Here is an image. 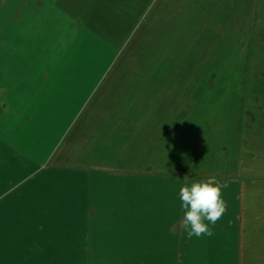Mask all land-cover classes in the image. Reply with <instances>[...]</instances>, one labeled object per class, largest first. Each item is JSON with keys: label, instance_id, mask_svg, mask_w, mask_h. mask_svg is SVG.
<instances>
[{"label": "crops", "instance_id": "1", "mask_svg": "<svg viewBox=\"0 0 264 264\" xmlns=\"http://www.w3.org/2000/svg\"><path fill=\"white\" fill-rule=\"evenodd\" d=\"M43 3L30 20L49 6V43L32 28L5 46L17 58L0 77V264H264V125L221 122L258 82L178 75L261 67L246 60L264 53V0ZM126 49L144 73L110 76ZM216 90L208 142L185 121ZM211 154L204 172L185 165ZM197 181L219 183L227 205L211 236L182 223L179 190Z\"/></svg>", "mask_w": 264, "mask_h": 264}, {"label": "rangeland", "instance_id": "2", "mask_svg": "<svg viewBox=\"0 0 264 264\" xmlns=\"http://www.w3.org/2000/svg\"><path fill=\"white\" fill-rule=\"evenodd\" d=\"M21 1L22 0H0V67L1 64H4V70L1 71L0 73V77H2L3 73L6 72V66L7 65H14L15 61H16V56L15 54H8L6 53V49L5 46L10 47V46H14L17 44H22L24 43V39L23 36H29L30 39H32V35L31 34V30L32 28L41 34L42 36H39L38 39V43L42 44V45H46L49 43V38L47 35V22L46 20H49V18L51 17L48 14V5H43V6H39L42 7L41 12L44 13V19L43 22L39 21V18L41 19V17L39 16V18L36 17V20H34V22H32L31 19V15L33 13H35V11L31 8V4L33 1H39V2H44L47 3L48 1H50V3H53L55 0H28L27 2H29V4L23 6L21 5ZM20 3V6L18 7V4ZM43 3V4H44ZM38 5H36L37 7ZM44 7V8H43ZM20 8V10L18 9ZM25 8V11H23V9ZM42 23V24H41ZM44 24V25H43ZM34 25H36V27H33ZM43 27V28H42ZM37 32H35L34 34H38ZM36 38V37H35ZM33 38V39H35ZM51 39V38H50ZM4 46V48H3ZM5 51V52H4ZM217 55V54H216ZM242 58V60H246L244 58V56H246V54H239ZM247 62L252 61L251 63H253V61H258L261 65V67L264 69V53H248L247 54ZM143 60H144V54L143 53H136V52H132L129 53L128 49H126L125 51H123L121 53V55L119 56L117 63L115 65V67L113 68L112 72L109 73L110 76H116V77H129V76H140L142 75V73H144V65H143ZM8 61V63H7ZM10 62H14V63H10ZM249 62V64L247 63L248 67L251 66V64ZM229 65V64H228ZM238 68H225V69H207L205 71V73L202 75V70H195V75H192L190 73H187V70L185 69V74L184 72H180L178 75L179 77L185 78H190L192 77L193 79H195V76H205L207 74V76L209 78H212L213 76L215 78L219 77H223V76H230V77H238V78H246L247 76H252L251 78L255 80H257L256 82H258V85H256L257 90L253 91V87H251L250 91L248 90V97L247 99H243V98H239L238 96L233 97L232 99L233 102L231 101V98H228L229 101H227L226 103H224L225 109L224 111L227 114V116L222 119V123L227 122V119H231L233 124H243L248 126V127H255V121L251 119V117H249L248 115L244 114V116H240L241 111L243 110V106L246 104V106H248L247 108H250L252 110L255 111V113L259 114V121L260 124L264 125V80H258L257 77L261 76V75H257V70L254 72V70H249V68L247 70L249 71H253V73L247 71L246 69H244L242 66H240V64H238ZM255 69V68H254ZM189 72V70H188ZM211 72V73H210ZM160 72H158L159 74ZM6 76V75H5ZM15 76V73H14ZM262 78H264V70H263V76ZM247 80H249L247 78ZM215 82V81H214ZM218 81H216V85L217 88L219 89L220 86H218L217 84ZM243 82V81H242ZM243 90L245 88L244 85H241ZM240 86V87H241ZM1 88H6L5 85H1L0 84V101L3 98L2 94H1ZM207 88H211V85H207ZM241 88V89H242ZM215 94V92H214ZM226 96L223 98L221 91L216 90V94L215 96H210L206 98L204 97V99H202L199 102V98L200 95H195V114L193 116H190L186 119L185 123H187L188 126H190V128H194L193 130H198L199 132L204 131L206 133V137L204 136H200L201 138H203V140L208 141L209 142V138L212 141H215L218 139V132L214 129V127L211 128V125H208V122L210 121L212 124H218V118H215L213 116V112L216 110L218 111V109H220V106H222L223 104H221V101H219V99H226ZM251 96V97H250ZM210 97H214L215 99H210ZM231 97V96H230ZM259 99V102H258ZM199 102V103H198ZM202 102V103H201ZM215 103H216V107H215ZM259 103V104H258ZM1 104V103H0ZM198 104V107H197ZM237 106V107H236ZM198 108V109H197ZM232 108V112H236L239 115H236L235 117H231V112L229 111ZM1 109V107H0ZM211 109V112L210 110ZM1 112V110H0ZM202 114V115H200ZM208 114H210V116H208ZM230 114V115H229ZM222 115V114H221ZM220 115V116H221ZM202 122L203 125H201L200 123ZM196 123V124H195ZM229 123V120H228ZM198 125L200 126V128L198 127ZM211 128V129H210ZM185 142V141H184ZM201 146H203V144H201ZM195 147H199L198 144L197 146H194L193 151H195ZM212 154L210 156H207L205 158H195L193 159V157L191 158H186L184 161L187 163L185 165H188V163H193L192 166L194 167H190V169L194 168L197 170H200L202 172L206 171L208 168H211L209 165V160L208 159H212ZM192 160V161H190ZM255 160V159H254ZM198 161V162H197ZM197 165V166H196ZM254 166V165H253ZM212 167H216L212 166ZM260 168L261 165L259 166H254ZM189 169V170H190Z\"/></svg>", "mask_w": 264, "mask_h": 264}, {"label": "clouds", "instance_id": "3", "mask_svg": "<svg viewBox=\"0 0 264 264\" xmlns=\"http://www.w3.org/2000/svg\"><path fill=\"white\" fill-rule=\"evenodd\" d=\"M179 199L184 210L182 223L189 237L211 236L213 232L209 225L214 226L227 211L222 186L212 181L185 184L179 190Z\"/></svg>", "mask_w": 264, "mask_h": 264}, {"label": "flooded vegetation", "instance_id": "4", "mask_svg": "<svg viewBox=\"0 0 264 264\" xmlns=\"http://www.w3.org/2000/svg\"><path fill=\"white\" fill-rule=\"evenodd\" d=\"M255 67H253V68H249V70H254V72L256 71L257 72V75L259 74V75H261V76H263V68H261V67H259L258 66V68H255ZM247 70V69H246ZM249 70H247V71H249ZM249 72H251V71H249ZM251 73H253V71L251 72ZM252 77V76H251ZM251 77L250 76H247L246 78H243L242 80H245V82H246V84H249L250 83V80H251ZM247 78L249 79V80H247ZM248 106H245V108H244V113L243 114H246V115H248L249 117H251V119L252 120H256V113H255V111L254 110H252V109H250V108H247ZM253 126H251V127H248L247 126V128H249V129H251Z\"/></svg>", "mask_w": 264, "mask_h": 264}]
</instances>
